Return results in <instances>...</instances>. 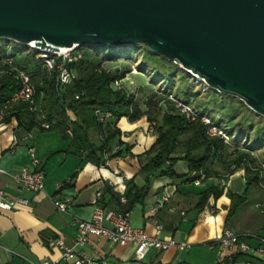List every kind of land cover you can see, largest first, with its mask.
Segmentation results:
<instances>
[{"label": "crops", "instance_id": "obj_1", "mask_svg": "<svg viewBox=\"0 0 264 264\" xmlns=\"http://www.w3.org/2000/svg\"><path fill=\"white\" fill-rule=\"evenodd\" d=\"M151 95L145 97L143 104L137 101L143 111L149 110L150 113L135 121L127 117L117 121L122 131L123 148L127 145L131 148L102 166L73 154L69 150L70 140L58 131H44L37 127L25 129L15 116L0 123V167L16 172L23 166L31 165L27 148L34 143L41 168L45 172L44 191L23 192L30 199L29 205L9 211L0 210V264H40L45 259H59L62 251L51 245V241L61 239L71 244L78 232L75 219L92 218L98 191L102 192L99 202L107 208L128 210L129 220L134 226L153 234L156 225L162 224L163 230L159 233L162 238L185 240L193 246L207 244L226 227L241 234H250L249 228L234 219L238 213L226 223L231 205L227 191L238 194L244 191L247 181L245 168L233 172L229 184L223 188V194L218 199L210 197L206 205L202 206L199 204L201 193L213 186H220V177L211 176L199 183L190 181L195 172L189 170L185 160L178 159L173 165L175 178L153 176L148 182L143 203L131 205L127 202L126 197L132 186H146L145 176L140 170L156 152V149L147 152L158 136L155 122L149 118L152 107L148 106L147 100ZM91 137L94 141L99 139L96 132H92ZM0 185L11 193L17 192L14 180L8 176L0 177ZM48 196L70 200L68 211L59 212ZM43 232L48 243L42 237ZM251 242L257 243L254 240ZM81 250L106 264L128 263L134 255L132 246L113 244L107 238L97 236H91ZM198 253L194 248L182 252L174 248L159 252L152 248L139 263L199 264L196 262ZM224 256L226 254L221 252L217 262ZM259 258L264 260V255Z\"/></svg>", "mask_w": 264, "mask_h": 264}, {"label": "trees", "instance_id": "obj_2", "mask_svg": "<svg viewBox=\"0 0 264 264\" xmlns=\"http://www.w3.org/2000/svg\"><path fill=\"white\" fill-rule=\"evenodd\" d=\"M138 53L141 52L139 67L144 71H150L152 80H161L166 88L159 89L148 98L147 104L154 107L151 111L150 121L155 122V129L158 133L153 146L147 151L156 152L151 155L147 162L142 165L140 173L144 174L145 187L132 186L127 194L129 204L143 203L148 192V182L153 176L176 177L173 168L178 159H183L188 163L189 170L195 172L190 181L196 180L200 173L205 174V179L211 176H221L231 173L232 166L245 168L246 184L241 194L227 191V196L231 200L226 223L230 222L238 213L242 204L249 198V190L252 185L258 184L264 170V157L257 164L258 170L252 169L248 165L253 161L252 151L262 148L264 145V117L254 113L242 100L237 97L221 95L215 90L208 88L205 94L206 99L200 100L197 105L191 98L193 92H185V96H180L173 91V77L166 72H160L156 68L148 67L152 59L161 62V69L167 70L169 67L179 66L169 61L163 56L153 54L145 45H137ZM132 48V47H129ZM84 56L76 62L73 67L76 70L74 80L63 88L56 85L55 74L47 72L42 61L36 58L37 50L30 49L24 51L22 46L15 45L11 53L14 65L27 71L36 85V96L44 117H40L38 112L31 111L26 103L15 105L5 121H9L15 116L20 126L25 129L39 127L43 121L51 124V128L44 131H58L67 140H70V151L82 160L92 162L97 166L106 165L114 157L122 156L124 152L131 148L127 145L123 148L124 142L121 140L122 131L117 126V121L122 117H127L130 121L140 119L143 115L150 113L143 111L137 103L136 96L125 89H115L113 82L123 79L127 72L112 73L102 68L106 57L110 59L117 55H108L107 50L99 48H81ZM132 51H136L130 49ZM4 56L0 50V106L19 88L20 84L13 74L3 73L6 66L1 63ZM124 59H130V53L124 54ZM186 72V71H185ZM188 75V73L186 72ZM189 76V75H188ZM154 82V81H152ZM194 82V80H193ZM195 84V82H194ZM174 94L177 98L185 101H193L200 115H209L216 123L220 124L229 134L234 136L230 144H225L219 137H209L205 133V125L200 121H191L181 115L174 107L169 105L168 94ZM79 96L76 98V96ZM165 106V113L158 118L160 103ZM202 107L203 110L199 108ZM159 108V109H158ZM109 112L111 117L106 122H100L96 111ZM157 110V111H156ZM70 111V113L68 112ZM214 113V114H213ZM214 115V116H213ZM241 119L242 122H236ZM227 122L235 123V126L247 124L248 129H238L237 132L228 128ZM70 127L73 135L70 137L66 129ZM254 127V128H253ZM255 131L251 138V144L244 146L241 140L249 139L251 129ZM99 135L98 141H94L91 133ZM115 145L121 146L116 152H112ZM231 147L233 148L231 152ZM251 151V152H250ZM245 162H247L245 166ZM75 175H73L74 177ZM223 194V188L213 186L200 195L199 204L204 206L210 197L215 200ZM119 210V209H118ZM129 212L128 210H121ZM42 237L48 243L46 233ZM237 262H248L249 264H264V260L251 253H235L221 258L217 264H235ZM102 264V263H99ZM107 264H140L134 260L128 263L113 262Z\"/></svg>", "mask_w": 264, "mask_h": 264}, {"label": "water", "instance_id": "obj_3", "mask_svg": "<svg viewBox=\"0 0 264 264\" xmlns=\"http://www.w3.org/2000/svg\"><path fill=\"white\" fill-rule=\"evenodd\" d=\"M0 41L145 45L264 117V0H0Z\"/></svg>", "mask_w": 264, "mask_h": 264}, {"label": "built area", "instance_id": "obj_4", "mask_svg": "<svg viewBox=\"0 0 264 264\" xmlns=\"http://www.w3.org/2000/svg\"><path fill=\"white\" fill-rule=\"evenodd\" d=\"M16 43L0 41V50L4 56L1 58V63L6 66L3 73L13 74L18 80L19 88L0 106V123L4 122L6 117L11 113V109L20 103L29 105L31 111L38 112L40 117L44 114L40 108L36 96V85L33 82L31 75L14 65V60L11 53L14 51ZM82 47H60L59 51H47L38 48L33 42L28 46H22L24 51L36 49L38 52L36 58L42 61L43 67L49 73L55 74L56 85L58 88H63L70 84L76 77V70L73 65L80 61L84 53ZM137 62V66L140 64ZM147 75H150L147 73ZM151 78V77H150ZM196 80H198L196 78ZM199 82V80H198ZM115 89H124L122 87V79H117L113 82ZM165 85H162L164 89ZM79 96L77 95L76 98ZM169 105L174 107L181 115L191 121L200 120L205 125V133L209 137H219L225 143L229 144L234 136L229 134L220 124L216 123L209 115H200L193 101H185L177 98L170 93L167 96ZM70 113V111H68ZM100 122H106L111 114L101 110L96 111ZM39 129L48 130L51 124L43 121ZM66 133L71 137L72 129L68 127ZM121 149V146L115 145L112 152ZM27 152L31 158V165L23 166L19 171L11 172L0 167V177L5 175L12 178L16 184V193H11L6 188L0 185V210L9 211L18 206H27L30 204V199L23 195L24 191L42 192L45 189V172L41 168V160L37 155L36 145L30 144ZM264 167V164H262ZM236 166L233 165L232 169ZM232 174L228 173L220 178V187L224 188L229 184ZM205 179V174L200 173V176L195 180L199 183ZM102 192H97V202L90 220L75 219L77 226V235L72 240L71 244H66L61 239H53L51 245L61 249L62 255L59 259H45L40 264H106L96 256L88 255L81 250V247L89 242L91 236L105 237L111 243L121 246H132L134 248L133 260L142 262L150 249L155 248L159 252L167 251L171 248L177 251H185L190 249L192 244L185 240H177L173 237L162 238L159 236L163 230L162 224H157L155 233L150 234L144 228L134 226L129 220V212H123L113 208H107L103 203L99 202ZM54 207L62 213L68 211L70 200H58L53 196H48ZM252 240L256 244H252ZM210 249L216 246L221 248V252L226 255L235 253H251L254 256L261 257L264 255V236L253 234H241L235 230L226 227L213 240L207 243ZM245 264H249L248 262Z\"/></svg>", "mask_w": 264, "mask_h": 264}, {"label": "rangeland", "instance_id": "obj_5", "mask_svg": "<svg viewBox=\"0 0 264 264\" xmlns=\"http://www.w3.org/2000/svg\"><path fill=\"white\" fill-rule=\"evenodd\" d=\"M16 45L21 47V45L19 44H16ZM130 49H133L136 51H132ZM138 50H139L138 47L134 48V46H132V48L120 47L118 48V50L109 48L107 54L117 55L119 51L118 57L113 58V59L106 57V61L103 63L102 68L112 73L127 72L125 78L122 79V87L125 90H127L129 93L135 94L136 100L139 101V103H142L143 100H145V97L151 95L154 92L156 93V91L161 89V86L164 84H161L162 79L152 80V78H150L151 76L147 75V73L150 74V71L147 72V71L142 70L139 67L140 64L137 66V62L139 60L137 59L134 60V59L138 56H139L138 58L140 59L141 52L138 53L137 52ZM128 53H130V56H131L130 59L126 60L124 59L125 56L123 57L120 56V54L124 55ZM178 66H179V69H183L180 65ZM148 67L156 68V70L160 72L162 71V72L171 74L173 77V84H174L173 91L176 94H179L180 96H185L184 93L187 91L193 92L191 98L194 99L193 101H195L194 103L196 105L200 100L206 99L208 97V95L205 93L207 92V89L209 87L205 84V82L204 81L198 82V80H196V78H194L193 76L189 74L188 76L185 70H178L176 69V67H169L167 70H163L160 68L161 67L160 60L156 58L152 59L150 63H148ZM158 107L160 108V113L158 115V118L161 119V115L165 113L164 103L161 102ZM199 108L203 110L201 106H199ZM155 109L153 107L152 110H155ZM236 122H242V120L237 119ZM236 122L234 123L227 122L228 128L235 132H237L238 129H242V130L248 129L246 122L245 123L243 122V124L239 126L237 125L235 126ZM253 128L251 129L249 139L241 140L244 146L251 144V138L255 134V131L253 130ZM232 149L233 148L231 147L230 149L231 152L233 151ZM251 153H252L251 155H252L253 161L249 162L248 165L252 166V169L258 170L257 164H260V161L264 157V145L262 146V148L254 150ZM246 164L247 162H245V166ZM232 170L235 171L236 169H232ZM234 219L239 220L243 225L249 228L250 234H253V235L259 234V235L264 236V170L261 174L259 183L257 185L256 184L252 185L251 189L249 190V198L247 202H245L242 205V207L238 211L237 216ZM215 238L216 237H214L211 241H213ZM191 248L192 249L194 248V251L198 250L199 253L196 255V260H197L196 262H198L199 264H217L218 256L221 254V248L219 246H216L213 249L214 251L210 250L207 244L193 245L191 246ZM187 253L188 252H186L185 254ZM235 264H240V262H237Z\"/></svg>", "mask_w": 264, "mask_h": 264}]
</instances>
